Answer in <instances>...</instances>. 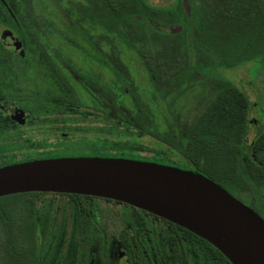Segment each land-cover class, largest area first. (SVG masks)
I'll list each match as a JSON object with an SVG mask.
<instances>
[{
  "label": "rangeland",
  "instance_id": "rangeland-1",
  "mask_svg": "<svg viewBox=\"0 0 264 264\" xmlns=\"http://www.w3.org/2000/svg\"><path fill=\"white\" fill-rule=\"evenodd\" d=\"M1 2L0 40L10 30L19 42L11 54L0 49V102L28 114L31 133L0 113V165L66 150L52 157L151 158L162 154L157 143L168 141L179 158L195 159L264 218V150L249 153L247 162L241 144L252 145L264 131V0H131L130 22L109 28L102 1ZM164 36L181 38L178 54L161 65L176 78L167 97L155 91L154 64L143 58L163 50ZM186 69L190 75L175 77ZM229 87L250 101L242 135L231 124L239 98ZM137 101L142 130L131 120ZM61 132L70 138L56 141ZM47 199L34 193L0 199V264H35L34 210Z\"/></svg>",
  "mask_w": 264,
  "mask_h": 264
},
{
  "label": "water",
  "instance_id": "water-1",
  "mask_svg": "<svg viewBox=\"0 0 264 264\" xmlns=\"http://www.w3.org/2000/svg\"><path fill=\"white\" fill-rule=\"evenodd\" d=\"M14 50L18 39L1 35ZM16 118L15 106H1ZM73 194L122 202L166 219L216 247L232 264H264V218L201 173L125 158L36 160L0 167V199Z\"/></svg>",
  "mask_w": 264,
  "mask_h": 264
},
{
  "label": "flooded vegetation",
  "instance_id": "flooded-vegetation-1",
  "mask_svg": "<svg viewBox=\"0 0 264 264\" xmlns=\"http://www.w3.org/2000/svg\"><path fill=\"white\" fill-rule=\"evenodd\" d=\"M8 103L0 102V113L20 128L28 129L21 132L31 133L28 114L17 108L23 115L16 118L2 109L1 106ZM55 136L59 137L56 141L70 138L69 134L62 132ZM66 151L27 156L7 165L88 157H52ZM216 183L226 189L220 182ZM40 196L50 199L41 200L34 210L33 221L38 235L36 253L33 254L35 264H232L208 241L131 205L85 195L44 194L36 197Z\"/></svg>",
  "mask_w": 264,
  "mask_h": 264
},
{
  "label": "trees",
  "instance_id": "trees-1",
  "mask_svg": "<svg viewBox=\"0 0 264 264\" xmlns=\"http://www.w3.org/2000/svg\"><path fill=\"white\" fill-rule=\"evenodd\" d=\"M95 3L97 1H102L104 8L103 11L100 12V14H102V16L104 17V23L103 25L106 28L111 27V25L116 24V23H125V22H130V16L132 15V12L129 11V6L131 5V0H93ZM7 2V1H6ZM100 2H97V4H99ZM7 4H10V1L7 2ZM5 8V4L3 2H1L0 0V15L2 13V10L4 11ZM12 12L14 11L13 9H11ZM14 13V12H13ZM151 14V11L148 12V15ZM152 18L155 19H160L161 17L164 16V14L160 13V11H154L153 14H151ZM162 40L160 42L163 50L159 53H157L156 55H151L150 57H145L143 55L144 60L150 61V64H154V68L151 71L150 74V81L152 83V86L154 87L155 91L157 93H159L162 97H167L168 95H170V93L173 90L174 87V82L176 80L175 77L179 78V77H184L187 75H190V70L186 69V70H179L177 73H175V79L173 80L172 76H168V74L162 69L161 65L162 64H168L169 60H172L175 58V56L178 54V44L179 41H177V39H181L179 37H169V36H164L161 37ZM0 49L3 50L4 52L11 54V49L6 48L3 40H0ZM198 58H199V63L201 64V62L204 59L203 53H202V49H199L198 52ZM153 61V63L151 62ZM148 63V62H147ZM1 64V61H0ZM103 64H106L108 67L111 66L110 63L104 62ZM148 63V65H150ZM113 72L115 73V75L117 74L118 78H119V73L117 70H113ZM180 72V73H179ZM219 81H221L220 79H217ZM121 81H124L123 78L121 79ZM223 83V82H222ZM0 84L3 85L5 84V81H0ZM224 85L227 86V83H223ZM229 88H234V87H229ZM235 91H237L238 94V98H239V108L237 110V112L234 114L233 119H232V126L235 128L236 132L238 135H242L243 132L245 130H247V128L250 125V122L248 121V112L250 111V101L249 98L246 96V94L244 92H242L241 90L238 91L237 88H234ZM138 106L137 108V117H134L132 120L135 121L136 126L139 124L138 128L140 130H142V128L145 129V127H142V125L140 124V122L142 121V115H143V110L139 107L140 103L137 101ZM134 123V122H133ZM142 127V128H141ZM159 130V129H158ZM256 140L254 141V143L252 145H247L246 142L243 141L242 144V148L245 151L244 155L246 158V161L249 162V153L251 152H261L264 150V131H260L257 136H256ZM133 141L138 142L141 139H139L137 136H132ZM158 144V151L161 152L162 154L160 155H156L155 157H142L139 155H130L128 153H123L121 155H108L111 158H121L120 156H128L129 159H136L139 161H146V162H155V163H159V162H164V163H170V166L173 167H177V168H181V169H185L184 166H192L191 171H194L196 173H201L205 176H207L208 178L212 179L213 181H217L215 178L211 177L210 175L206 174L205 172L199 170L197 163L195 161V159L191 158V157H180V155L178 154V150L177 147H175V145L173 143L170 142H159ZM165 152V153H163ZM164 154V155H163ZM176 156L179 160L175 161L174 159H172L173 156ZM260 155V154H259ZM159 159H161L162 161H158ZM11 162H8L6 164H2L0 165V167H4L7 164H9ZM249 164V163H247ZM223 185V184H221ZM224 186V185H223ZM44 194H48V193H34L35 196L38 195H44ZM13 196H22V194L19 195H13Z\"/></svg>",
  "mask_w": 264,
  "mask_h": 264
}]
</instances>
